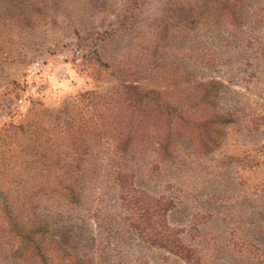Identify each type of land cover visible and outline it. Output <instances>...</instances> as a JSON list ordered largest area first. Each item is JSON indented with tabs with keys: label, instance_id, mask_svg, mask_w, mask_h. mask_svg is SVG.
Masks as SVG:
<instances>
[{
	"label": "rangeland",
	"instance_id": "374dc122",
	"mask_svg": "<svg viewBox=\"0 0 264 264\" xmlns=\"http://www.w3.org/2000/svg\"><path fill=\"white\" fill-rule=\"evenodd\" d=\"M168 1L0 0V187L47 195L52 264H264V0L186 26ZM118 82L175 105L209 89L213 149L195 127L173 160L122 151Z\"/></svg>",
	"mask_w": 264,
	"mask_h": 264
},
{
	"label": "trees",
	"instance_id": "16d2710c",
	"mask_svg": "<svg viewBox=\"0 0 264 264\" xmlns=\"http://www.w3.org/2000/svg\"><path fill=\"white\" fill-rule=\"evenodd\" d=\"M199 1L200 4L195 3L199 6L191 0H169L167 4L177 5L174 12L178 13L180 21L185 26L197 24L199 20L203 19L226 20L231 24H237L240 20L239 7L245 0ZM13 13L10 12L8 16L11 14L9 17H12ZM120 79H123L121 75L118 76V80ZM201 85H205L203 87H207V89L209 86L214 87L212 82L200 84V88ZM210 94L211 91L208 89L204 91L203 97L198 98L199 101L193 100L189 104L177 103L175 105L163 99L156 89H146L135 83L126 85L124 82H118V85L114 87V101H120L116 105L124 106L128 113L125 116L126 120L123 117L114 116V124L124 123L126 129L125 132L119 129L125 136L121 150L140 148L151 142L155 145L162 160H173L172 144L176 140L174 135H180L181 131L191 132V129L198 127L199 130L205 132L198 134L194 139L204 150L203 154L208 153L214 145H207L213 141L206 129L214 121L208 116V118H200L201 122L196 124L193 118L199 107L203 108L201 103H208L207 98ZM116 105L114 107L119 108ZM203 113L207 112L203 110ZM161 118L163 123H161ZM119 136L121 135L119 134ZM190 141L195 143L191 139ZM17 184H20V181ZM61 186L67 191L68 198L74 201L79 200L76 195L78 190L71 183L61 182ZM46 196L41 197L33 192L29 195L10 196L4 193L0 187V256H2V261L8 255V248L12 256L22 262L26 257H29L33 264H38V261L42 264H52L51 249L46 247L50 236L51 221L45 216L44 211L40 210L46 204L42 203ZM56 246L62 247L58 243ZM48 259L49 263H47ZM78 263H80L78 259H75V264Z\"/></svg>",
	"mask_w": 264,
	"mask_h": 264
}]
</instances>
